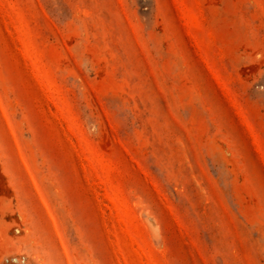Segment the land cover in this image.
I'll list each match as a JSON object with an SVG mask.
<instances>
[{
  "label": "rangeland",
  "instance_id": "rangeland-1",
  "mask_svg": "<svg viewBox=\"0 0 264 264\" xmlns=\"http://www.w3.org/2000/svg\"><path fill=\"white\" fill-rule=\"evenodd\" d=\"M0 264H264V0H0Z\"/></svg>",
  "mask_w": 264,
  "mask_h": 264
}]
</instances>
